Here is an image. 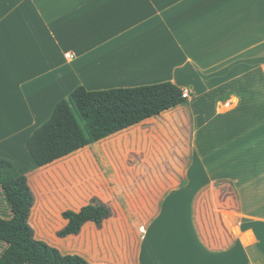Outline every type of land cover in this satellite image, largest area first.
<instances>
[{
    "label": "crops",
    "instance_id": "crops-1",
    "mask_svg": "<svg viewBox=\"0 0 264 264\" xmlns=\"http://www.w3.org/2000/svg\"><path fill=\"white\" fill-rule=\"evenodd\" d=\"M166 81L188 101L47 165L30 154L75 88ZM2 156L42 240L65 211L111 207L68 236L115 258L77 252L93 264H264V0H0Z\"/></svg>",
    "mask_w": 264,
    "mask_h": 264
},
{
    "label": "trees",
    "instance_id": "trees-1",
    "mask_svg": "<svg viewBox=\"0 0 264 264\" xmlns=\"http://www.w3.org/2000/svg\"><path fill=\"white\" fill-rule=\"evenodd\" d=\"M188 101L172 81L136 87L87 90L79 86L60 100L51 117L37 127L27 148L39 166L65 157L113 133L140 123ZM0 264H93L77 253H63L38 239L30 222L35 194L28 177L9 156L0 157ZM68 224L58 232L79 234L87 222L101 227L113 215L99 198L79 211H65Z\"/></svg>",
    "mask_w": 264,
    "mask_h": 264
},
{
    "label": "rangeland",
    "instance_id": "rangeland-1",
    "mask_svg": "<svg viewBox=\"0 0 264 264\" xmlns=\"http://www.w3.org/2000/svg\"><path fill=\"white\" fill-rule=\"evenodd\" d=\"M3 198H2V194L0 192V210H1V207H3ZM32 222L37 226L36 227V235L38 239H42L39 237V235L41 234L40 232L43 233V230L44 228H39L40 227V220L39 219H33ZM47 239H43L45 240L46 242H48L49 244L59 248L63 253H80V254H83V253H88V256L90 257H93L95 258L96 260H99V261H109V262H114L115 261V258H113V256L110 254L108 256H106V254L104 256H101L99 258V253H98V250L95 248L93 249L91 246L88 250V247L86 245V240H83L81 238H61L58 236V234L56 235V237H47ZM91 250V251H90Z\"/></svg>",
    "mask_w": 264,
    "mask_h": 264
},
{
    "label": "built area",
    "instance_id": "built-area-1",
    "mask_svg": "<svg viewBox=\"0 0 264 264\" xmlns=\"http://www.w3.org/2000/svg\"><path fill=\"white\" fill-rule=\"evenodd\" d=\"M65 56L66 57H70L71 53L70 52H66ZM183 96L186 97V98H190L191 95H190V90L188 88H184L183 89Z\"/></svg>",
    "mask_w": 264,
    "mask_h": 264
}]
</instances>
